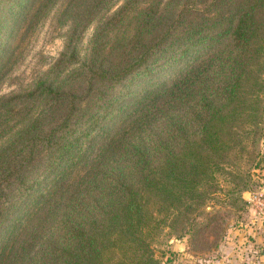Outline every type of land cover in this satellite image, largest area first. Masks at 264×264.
I'll return each mask as SVG.
<instances>
[{
	"label": "trees",
	"instance_id": "obj_1",
	"mask_svg": "<svg viewBox=\"0 0 264 264\" xmlns=\"http://www.w3.org/2000/svg\"><path fill=\"white\" fill-rule=\"evenodd\" d=\"M114 1L0 8V79L52 8L68 25L48 69L0 96V264H159L165 222L193 238L213 200L240 210L259 186L264 0H122L99 18Z\"/></svg>",
	"mask_w": 264,
	"mask_h": 264
},
{
	"label": "rangeland",
	"instance_id": "obj_2",
	"mask_svg": "<svg viewBox=\"0 0 264 264\" xmlns=\"http://www.w3.org/2000/svg\"><path fill=\"white\" fill-rule=\"evenodd\" d=\"M8 1L1 0L0 8L4 9ZM121 2L122 0L114 1V4L107 12L99 13V18L103 19L116 9ZM145 6V2L137 4L125 16V19L135 16ZM56 11L57 7L52 8L42 21L31 32H27V36H24L18 59L0 79V96L20 93L29 88L62 52L68 25L67 23L61 24L57 22ZM0 16H2V13H0ZM97 21V19H94L80 35L77 43V59L80 61H83L87 54L88 41ZM172 69L173 66H169L155 73L151 82L159 80L161 76L168 74ZM262 75L264 76V73ZM261 127L264 135V117L261 121ZM261 140L263 146L260 159L264 160V136ZM259 168L254 170L255 174L259 175L257 179L259 186H249L248 191L243 192L241 195L243 199L247 195L246 192H259L264 189V161ZM219 199L221 198L219 197ZM212 202L213 206L211 207L217 210L216 220L209 227L198 232L193 238L186 235L184 237H171L167 240L169 231L166 225L168 222L163 224L164 234L155 236L150 242L153 254L158 259L159 264H264V240L259 239L254 242V237H252L254 231L260 232L258 225H261L262 222L258 221L256 223L255 221L254 224L257 226L255 225L256 228H253V222L250 223L252 215L249 213L246 203H244L242 209L236 210L220 206L216 200ZM206 209L209 210L210 208L207 207ZM261 229L262 233H264V227H261ZM250 241L251 243L254 242V244H251L250 253L247 254L251 258L249 260L253 262L245 263L244 253L246 250L244 251L243 247ZM164 244H168V248L173 253L170 262L165 259L167 253L161 251V248H165ZM262 253L263 256H260ZM260 257H263V259L262 261L258 260L259 262L257 261V263L255 260Z\"/></svg>",
	"mask_w": 264,
	"mask_h": 264
},
{
	"label": "built area",
	"instance_id": "obj_3",
	"mask_svg": "<svg viewBox=\"0 0 264 264\" xmlns=\"http://www.w3.org/2000/svg\"><path fill=\"white\" fill-rule=\"evenodd\" d=\"M244 197L247 209L252 215L253 224L255 221L264 220V193L259 192H247Z\"/></svg>",
	"mask_w": 264,
	"mask_h": 264
},
{
	"label": "crops",
	"instance_id": "obj_4",
	"mask_svg": "<svg viewBox=\"0 0 264 264\" xmlns=\"http://www.w3.org/2000/svg\"><path fill=\"white\" fill-rule=\"evenodd\" d=\"M247 193V192H246ZM245 194V193H244ZM250 213V212H249ZM253 222V220L251 219L250 220V223H252ZM258 221H256V223H257ZM262 222V224L261 225H258V227L260 228V232L258 233V232H253V236L252 237H254L253 239H254V242H256V241H258L259 239L260 240H264V233H262V229H261V227H264V220L263 221H261ZM251 225H253V224H251ZM256 224H254L252 227L253 228H256V226H255ZM250 230V229H249ZM254 242H252L253 244H254ZM251 241L250 242H248L247 244H245V246L243 247V249H244V251H245V263H251V262H253L252 260H249V259H251V258H249L248 257V254L247 253H250V246H252L251 244ZM261 253V252H260ZM260 256H263V253H262V255H260ZM262 259H263V257H260V258H257V260H255L256 262L258 261V260H261L262 261ZM259 262V261H258ZM257 262V263H258ZM260 264H262V263H260Z\"/></svg>",
	"mask_w": 264,
	"mask_h": 264
},
{
	"label": "water",
	"instance_id": "obj_5",
	"mask_svg": "<svg viewBox=\"0 0 264 264\" xmlns=\"http://www.w3.org/2000/svg\"><path fill=\"white\" fill-rule=\"evenodd\" d=\"M262 192L264 193V189L262 190Z\"/></svg>",
	"mask_w": 264,
	"mask_h": 264
}]
</instances>
